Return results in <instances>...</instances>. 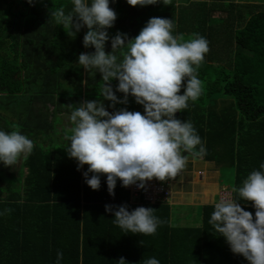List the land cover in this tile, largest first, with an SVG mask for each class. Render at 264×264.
I'll return each instance as SVG.
<instances>
[{
  "label": "trees",
  "instance_id": "trees-1",
  "mask_svg": "<svg viewBox=\"0 0 264 264\" xmlns=\"http://www.w3.org/2000/svg\"><path fill=\"white\" fill-rule=\"evenodd\" d=\"M72 7L71 0H0V130L20 131L34 145L22 159L26 176L21 171L20 178L7 177L0 164V174H6L0 177V264H56L58 250L64 254L61 264H108L104 261L117 251L128 264L153 256L160 264H249L214 233L208 222L214 205L202 208L203 229L182 232L171 220L169 203L151 205L141 198L142 204H130V192L119 180L113 197L106 175L93 190L84 176L88 166L77 170L57 126L70 120L67 105L102 100L103 81L99 72L94 76L78 64L81 53L95 51L83 45L87 27L75 34L50 16ZM110 7L117 13L110 37L119 32L133 39L150 18L160 17L173 20L174 36L208 41L198 69L203 93L177 113L201 137L206 154L199 156L225 175L232 173L233 197L239 200L236 190L264 163V0H161L145 7L113 0ZM111 51L110 39L106 52ZM117 84L112 82L113 89ZM119 105L118 110L143 111L131 96L127 105ZM62 132L70 143L73 130ZM239 203L255 217L252 202ZM125 204L130 211L153 208L162 221L156 234H125L116 226L105 206Z\"/></svg>",
  "mask_w": 264,
  "mask_h": 264
},
{
  "label": "clouds",
  "instance_id": "clouds-1",
  "mask_svg": "<svg viewBox=\"0 0 264 264\" xmlns=\"http://www.w3.org/2000/svg\"><path fill=\"white\" fill-rule=\"evenodd\" d=\"M112 2L71 0L70 12L66 14L64 8H59L50 16L75 34L84 27L88 29L83 45L95 51L81 53L78 64L89 74L102 75L103 86L98 95L103 99L84 101L75 108L67 105L74 128L65 150L76 160L78 171L88 166L84 176L91 189L99 190L101 177L106 175L109 194L114 197L118 180L125 189L132 185L145 189L147 182L154 179L174 180L186 167L183 153L195 154L198 149L201 155L206 154L193 124L177 119L176 113L201 97L203 85L198 69L209 47L199 35L188 40L174 36L173 20L160 17L150 18L133 39L119 32L110 37L108 29L117 19L110 7ZM159 2L127 0L134 7ZM110 39L109 53L106 44ZM114 80L118 81L115 89ZM117 92L123 94L122 99ZM129 96L143 107V113L127 108L113 112L106 109L104 101L111 102L109 107L115 109L117 104L127 105ZM33 147V141L20 131L0 130V164L5 167H12ZM236 191L240 199H218L208 222L216 235L225 238L234 254L242 255L249 264H264V163L249 173ZM239 201L252 202L255 217ZM105 210L114 214V223L125 234L155 235L162 223L153 208L140 206L130 211L125 204L106 205ZM63 257V251L58 250L56 264H61ZM118 264L128 262L120 258ZM143 264H160V260L153 256L143 260Z\"/></svg>",
  "mask_w": 264,
  "mask_h": 264
},
{
  "label": "crops",
  "instance_id": "crops-1",
  "mask_svg": "<svg viewBox=\"0 0 264 264\" xmlns=\"http://www.w3.org/2000/svg\"><path fill=\"white\" fill-rule=\"evenodd\" d=\"M116 109V108H115ZM64 120V119H63ZM61 120V122H63ZM67 120V119H66ZM70 122V120H68ZM65 124V122H63ZM59 125L60 127H63ZM70 129L73 130V127L70 125ZM188 157L187 163H196L198 165L204 164L206 171L195 172V176L192 175L196 164L193 165V168L189 171L190 164H186L185 169L174 179L168 182V187L172 192L169 204L172 206V221L174 222L177 229H181L182 232L188 229H203V219L202 208L205 206L214 205L215 202H218L219 191L222 187H219L218 179L220 180V174L218 167L216 170L213 167H216V164L213 162H207L204 157ZM199 159V161H204L203 163L195 161L194 159ZM193 159V161H192ZM208 167H212L209 168ZM201 174L198 176V174ZM145 201V200H144ZM143 201V202H144ZM130 204H142L140 198L137 201L130 199ZM146 203V202H145ZM155 205V204H151ZM200 207V211H194L195 208ZM185 208H190L186 210ZM138 245L135 247V249ZM123 253L118 252L115 255H112L110 258L106 259L104 262L108 264H118L120 258L126 259Z\"/></svg>",
  "mask_w": 264,
  "mask_h": 264
},
{
  "label": "rangeland",
  "instance_id": "rangeland-1",
  "mask_svg": "<svg viewBox=\"0 0 264 264\" xmlns=\"http://www.w3.org/2000/svg\"><path fill=\"white\" fill-rule=\"evenodd\" d=\"M235 2H238V1H243V0H234ZM244 1H250V0H244ZM251 1H259V0H251ZM183 6V5H182ZM109 102H105V107H106V109L108 110V111H110V112H113V111H116V110H118V109H113V108H111V107H109ZM120 106H121V104L119 105V108H120ZM219 108H222V106L221 105H219ZM136 111H140V112H143L142 110H141V108H137L136 109ZM63 122H65V124L63 123ZM63 122H60V124L59 125H61L62 126V123H63V127H60L59 125L57 126V130H58V132H59V134H61V136H62V139L67 143L66 144V146H68L69 145V142H67V137H66V134L65 133H63L62 132V130L63 129H68L69 130V132H68V134L69 133H71V129H70V124L69 123H71V122H69L68 120H63ZM72 124V123H71ZM70 136L71 135H69L68 136V140H70L69 138H70ZM46 149V148H45ZM197 152H199L198 151V149L195 151V154L196 155H199ZM25 156H22L21 158H19L18 159V161L12 166V167H7V169H8V175H6V174H0V177H4L5 175L7 176V177H10L11 175H14V177H17V178H20V175H19V173H21V171H22V174H23V176H26L27 175V171H26V169L24 170L23 168H22V159L24 158ZM191 157V156H190ZM194 159V158H193ZM193 159H192V161H193ZM195 161H199V159L197 160V159H194ZM204 161H202L201 163H203ZM187 164H190V163H187ZM196 164V168H194V170H193V173H192V175L193 176H195L196 174H195V172H201V171H206L205 169H206V167H205V165L204 164H201V165H198L197 164V162L195 163H191L190 164V166H189V171L193 168V165H195ZM217 165H216V167H213V169L214 170H216L217 169ZM209 168H212V167H208V169ZM218 170H219V174H220V180L218 179V182H219V187H221V186H224V187H222V188H225V186L226 187H232V182H233V180H234V176H232V173H231V175L228 173V174H224L222 171H221V168L220 167H218ZM201 174L199 173L198 174V176H200ZM232 176V177H231ZM11 178V177H10ZM1 182L4 184V185H8L9 183H10V180L7 178L5 181H2L1 180ZM11 184H12V182H11ZM3 186V185H2ZM221 188V189H222ZM221 189H220V191H221ZM219 191V192H220ZM219 201V200H218ZM195 208V207H194ZM186 210H189L190 208H185ZM200 207H197V208H195V210L194 211H200ZM202 210V209H201Z\"/></svg>",
  "mask_w": 264,
  "mask_h": 264
},
{
  "label": "built area",
  "instance_id": "built-area-1",
  "mask_svg": "<svg viewBox=\"0 0 264 264\" xmlns=\"http://www.w3.org/2000/svg\"><path fill=\"white\" fill-rule=\"evenodd\" d=\"M131 194V198L134 201H137L138 198L144 199L147 203L156 204V203H169L172 196V192L169 189L168 185L160 183L157 180H151L147 182L145 189H139L136 185L126 187ZM218 199L221 197L225 199H233V190L225 187L222 188Z\"/></svg>",
  "mask_w": 264,
  "mask_h": 264
},
{
  "label": "water",
  "instance_id": "water-1",
  "mask_svg": "<svg viewBox=\"0 0 264 264\" xmlns=\"http://www.w3.org/2000/svg\"><path fill=\"white\" fill-rule=\"evenodd\" d=\"M176 118L179 119V114L178 113H176ZM183 155L185 157H187V158L190 157V156H193V157H196V158H201L199 155L192 154V153H187V152L183 153Z\"/></svg>",
  "mask_w": 264,
  "mask_h": 264
}]
</instances>
